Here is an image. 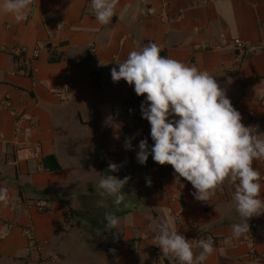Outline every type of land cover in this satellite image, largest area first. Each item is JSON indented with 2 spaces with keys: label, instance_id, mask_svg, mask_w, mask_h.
Segmentation results:
<instances>
[{
  "label": "crops",
  "instance_id": "0c3cea01",
  "mask_svg": "<svg viewBox=\"0 0 264 264\" xmlns=\"http://www.w3.org/2000/svg\"><path fill=\"white\" fill-rule=\"evenodd\" d=\"M30 7L19 23L0 12V188L11 198L8 207L0 204V264H179L153 245V226L162 222L196 254V242L210 238L215 251L204 264H264V214L249 219L250 232L232 237L231 226L243 221L231 184L197 201L170 165L151 155L138 162L140 140L149 152L154 144L141 113L145 97L111 79L130 51L154 42L162 56L215 77L242 123L264 135V0H118L107 25L95 19L91 0H33ZM234 38L254 51L241 55ZM17 47L27 74L17 69ZM128 110L139 125L127 124ZM21 113L32 119L27 134L16 131ZM262 161L253 167L264 199ZM109 162L120 170L108 173ZM109 174L130 177L119 206L95 187ZM101 199L107 207L98 206ZM38 204L47 210L38 212ZM106 212L121 213L118 230L99 224Z\"/></svg>",
  "mask_w": 264,
  "mask_h": 264
},
{
  "label": "clouds",
  "instance_id": "9594fccd",
  "mask_svg": "<svg viewBox=\"0 0 264 264\" xmlns=\"http://www.w3.org/2000/svg\"><path fill=\"white\" fill-rule=\"evenodd\" d=\"M32 3L33 0H0V12L11 14L19 23L27 19ZM117 4L118 0H91L95 19L101 25L110 23ZM111 79L126 81L134 86L137 96L145 97L141 113L150 124L154 144L149 152L147 139L140 140L138 162L146 164L151 155L155 163L170 165L176 182L183 178L191 183L197 201L207 202L225 182L231 184L232 199L243 221L231 226L232 237L239 238L250 232L249 219L264 214L261 173L253 167L254 161L264 160V135L242 123L241 113L234 108L217 79L207 71L162 56L154 42L139 51H130L127 58L118 63V69H111ZM106 123L116 129L120 127L111 118ZM131 139H125L126 150L132 149ZM119 170L120 165L109 162L108 173ZM129 180V176L120 179L109 174L102 176L95 187L101 197H112L113 203L119 206L125 199L123 189ZM148 184L150 186V180ZM10 199L8 189L0 188V204L8 207ZM97 204L107 207L103 199ZM105 220L107 229L118 230L119 217L106 212ZM153 231L158 233L153 245L179 264H204L215 251L209 238L198 240L196 247L201 251L194 253L192 243L168 222L154 225Z\"/></svg>",
  "mask_w": 264,
  "mask_h": 264
},
{
  "label": "built area",
  "instance_id": "2783aa9c",
  "mask_svg": "<svg viewBox=\"0 0 264 264\" xmlns=\"http://www.w3.org/2000/svg\"><path fill=\"white\" fill-rule=\"evenodd\" d=\"M233 42V45L234 47L236 48V50L241 54V55H246L252 51H254V47L248 43H246L245 41H242L241 39L239 38H234L232 40ZM13 53H14V56L16 57V65H17V69L20 73H23V74H27L28 73V69H27V66H26V63L24 60H22V52H21V49H19L18 47L17 48H14L13 50ZM37 54H35L36 56ZM134 97H137L136 94H134ZM125 120L127 122V124L129 126H137L140 124V118L138 116V114L132 110H128L125 114ZM18 122L20 121V123L17 125V132L18 133H23V134H27L30 132L31 130V127L33 125L32 123V119H31V116L27 113H21L19 116H18ZM24 123V124H22ZM125 136H127V133L125 134ZM17 146H21V143H16ZM31 152H30V155L32 157H34L37 153V150H38V147L37 146H34L33 149H31ZM264 162V161H262ZM46 206L43 205V204H38L37 205V211L38 212H44L46 211ZM30 235V234H28Z\"/></svg>",
  "mask_w": 264,
  "mask_h": 264
},
{
  "label": "trees",
  "instance_id": "16d2710c",
  "mask_svg": "<svg viewBox=\"0 0 264 264\" xmlns=\"http://www.w3.org/2000/svg\"><path fill=\"white\" fill-rule=\"evenodd\" d=\"M65 202H66L67 204H69L67 200H65ZM70 214H71V211L68 209V210L64 213V217H65L66 219H68V218L70 217ZM112 214H114V215H116V216L118 217L121 213H120V212H114V213H112ZM106 223H107V221L105 220V216H103L102 218L99 219V224H100V225H104V224H106Z\"/></svg>",
  "mask_w": 264,
  "mask_h": 264
}]
</instances>
